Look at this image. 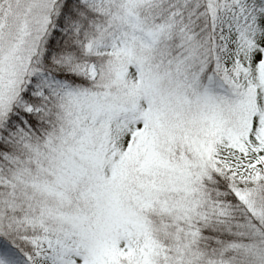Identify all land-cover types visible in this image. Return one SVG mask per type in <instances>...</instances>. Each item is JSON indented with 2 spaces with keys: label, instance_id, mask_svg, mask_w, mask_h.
Returning <instances> with one entry per match:
<instances>
[{
  "label": "snow or ice",
  "instance_id": "obj_1",
  "mask_svg": "<svg viewBox=\"0 0 264 264\" xmlns=\"http://www.w3.org/2000/svg\"><path fill=\"white\" fill-rule=\"evenodd\" d=\"M0 264H264V0H0Z\"/></svg>",
  "mask_w": 264,
  "mask_h": 264
}]
</instances>
